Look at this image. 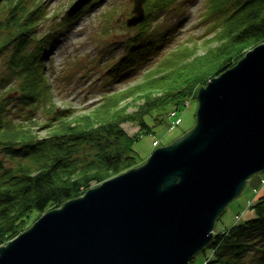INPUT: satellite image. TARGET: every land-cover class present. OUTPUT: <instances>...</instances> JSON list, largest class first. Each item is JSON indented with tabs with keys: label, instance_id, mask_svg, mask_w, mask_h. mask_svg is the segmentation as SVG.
I'll return each instance as SVG.
<instances>
[{
	"label": "water",
	"instance_id": "1",
	"mask_svg": "<svg viewBox=\"0 0 264 264\" xmlns=\"http://www.w3.org/2000/svg\"><path fill=\"white\" fill-rule=\"evenodd\" d=\"M1 1V0H0ZM91 0H74L71 19ZM125 24L145 18L131 0ZM196 123L142 165L44 212L0 246V264H189L245 183L264 169V42L200 85Z\"/></svg>",
	"mask_w": 264,
	"mask_h": 264
},
{
	"label": "trees",
	"instance_id": "2",
	"mask_svg": "<svg viewBox=\"0 0 264 264\" xmlns=\"http://www.w3.org/2000/svg\"><path fill=\"white\" fill-rule=\"evenodd\" d=\"M98 1L91 0L67 22L60 20L53 29L36 38L39 17L44 14L36 15V10L26 9L24 0H12L4 20H0V52L11 47L9 69L21 80L17 90L23 104L36 107L47 96L44 57L52 49L54 39ZM176 1L146 0L145 19L120 41L123 51L107 68V82L125 79L160 54L173 26L158 23L153 26L154 20ZM202 17H211L214 26V18L219 22L209 62L216 57L220 61L211 72H205L202 64L206 63L196 64L194 60L191 70H198L185 79H180V74L171 79L157 100L147 95L138 115H121L84 125L64 119L68 115L63 111H53L52 121H47L51 130L41 137L32 133L25 122H14L9 99L0 97V154L7 159L0 158V246L28 229L34 213L41 216L104 180L136 167L132 145L139 133L151 130L147 116L157 120L166 109L179 106L195 85L219 75L249 48L264 42V0H206ZM2 29H8L4 35ZM163 61L160 66L171 62L169 58ZM125 121L138 124L136 134L128 135L122 129L121 123ZM249 207L255 211L253 218L216 231L213 240L202 249L209 252L203 264H264V194Z\"/></svg>",
	"mask_w": 264,
	"mask_h": 264
},
{
	"label": "rangeland",
	"instance_id": "3",
	"mask_svg": "<svg viewBox=\"0 0 264 264\" xmlns=\"http://www.w3.org/2000/svg\"><path fill=\"white\" fill-rule=\"evenodd\" d=\"M73 1L24 0L26 9L36 10V15L44 14L39 17L36 38L53 29ZM11 2L0 1V20H4ZM132 6L131 0H99L83 12L66 32L54 39L53 47L43 61L47 96L36 107L22 103L17 90L21 80L9 69L12 50L10 46L4 48L0 52V97L9 99L10 116L14 122H25L32 133L42 137L51 130L47 121L51 120L53 111H63L68 115L64 119L84 125L92 121L116 119L121 115H138L144 108L147 95L157 100L171 79L178 74L180 79H185L198 70H191L194 60L196 64L198 61L206 63L202 64L205 72H211L220 61L216 57L209 62L219 22L214 18L215 27L211 17L203 19L206 0H177L170 10L154 20L153 26L156 23L173 26L169 32L170 39L160 54L151 62L148 59L146 66L137 67L125 79L107 82V68L119 59L123 51L120 41L131 35L138 25L128 27L125 24ZM7 30L2 29L1 34L4 35ZM166 58L173 59L160 66ZM148 70H151L150 74L146 73ZM207 82L208 78L195 85L176 106L175 118H170L168 114L173 107L162 112L157 120L147 116L151 130L139 133L132 145L137 166L144 164L155 148L171 144L195 125L198 87L205 86ZM26 117L29 119L25 120ZM121 127L128 135L138 131V124L133 121L122 122ZM0 158L7 160L2 154ZM263 180L264 169L248 179L240 194L226 205L217 218L216 230L227 229L235 222H244L256 215L249 204L264 194ZM38 215H32L28 228ZM207 254L208 251H199L189 264H203Z\"/></svg>",
	"mask_w": 264,
	"mask_h": 264
},
{
	"label": "built area",
	"instance_id": "4",
	"mask_svg": "<svg viewBox=\"0 0 264 264\" xmlns=\"http://www.w3.org/2000/svg\"><path fill=\"white\" fill-rule=\"evenodd\" d=\"M168 114H169L170 118H172V119L175 118L177 115V107L175 106V107L171 108V110L168 112ZM262 182H263L262 189H264V180Z\"/></svg>",
	"mask_w": 264,
	"mask_h": 264
},
{
	"label": "crops",
	"instance_id": "5",
	"mask_svg": "<svg viewBox=\"0 0 264 264\" xmlns=\"http://www.w3.org/2000/svg\"><path fill=\"white\" fill-rule=\"evenodd\" d=\"M257 192H258V190H257ZM257 192H256V193H257ZM257 194H258V193H257ZM253 201H254V200H253ZM253 201H251V202H253Z\"/></svg>",
	"mask_w": 264,
	"mask_h": 264
}]
</instances>
